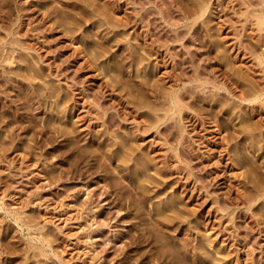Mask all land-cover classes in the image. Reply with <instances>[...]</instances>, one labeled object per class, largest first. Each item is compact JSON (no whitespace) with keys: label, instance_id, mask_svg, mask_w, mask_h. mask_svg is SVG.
Segmentation results:
<instances>
[{"label":"rangeland","instance_id":"374dc122","mask_svg":"<svg viewBox=\"0 0 264 264\" xmlns=\"http://www.w3.org/2000/svg\"><path fill=\"white\" fill-rule=\"evenodd\" d=\"M258 3L0 0V264H264Z\"/></svg>","mask_w":264,"mask_h":264},{"label":"bare ground","instance_id":"6f19581e","mask_svg":"<svg viewBox=\"0 0 264 264\" xmlns=\"http://www.w3.org/2000/svg\"><path fill=\"white\" fill-rule=\"evenodd\" d=\"M257 1V0H256ZM259 1V3H258V5L259 6H263L264 5V0H258ZM257 5V4H256ZM200 9H202V8H200ZM205 10L206 9H202V13L200 14L201 16L204 14V12H205ZM261 10H263V8L261 9ZM260 10V12H258V17H256L255 15V17L257 18V24L259 25H257V27H260V26H263L264 25V21H263V19H261V17L262 16H260L261 14L262 15H264V12H262ZM260 16V17H259ZM262 28V27H261ZM16 43V42H15ZM12 44V43H11ZM4 61V60H3ZM11 61H12V57H11ZM10 61V62H11ZM132 61L133 62H137V59L136 58H134L133 56H132ZM140 60H138V62H139ZM5 62H6V60H5ZM10 62H8V63H10ZM223 79H224V81H222V82H219L218 84H216V83H214L213 85H212V87L213 88H218V89H222V90H224V91H226V92H228V93H230L231 91H230V89H229V87H228V85H234L235 84V82L229 77V75L226 73V72H224L223 74ZM182 76V73H178L177 74V76H176V78H180ZM199 77H200V75L197 73V78L199 79ZM200 80V79H199ZM226 81V82H225ZM198 82V81H197ZM196 81H195V83H197ZM199 85V84H198ZM201 85V84H200ZM219 86V87H216V86ZM202 86V85H201ZM199 87V86H198ZM179 88H181V87H179ZM195 89H197V88H195ZM179 90H170V93L167 95V105H165V106H167V108L168 109H166V111H165V116H163L164 117V119L165 118H168V119H174V120H176L177 121V117H178V119H180V114H181V112H182V109L187 105H185L184 103H183V97H182V95L181 94H179ZM261 97V96H260ZM260 97H256L255 98V101H258V102H260ZM197 98V97H196ZM237 99L239 100V101H242V102H245L246 100L242 97V95L241 94H239V96H237ZM257 102V103H258ZM155 106V105H154ZM161 107V106H160ZM152 109V108H151ZM157 109V108H156ZM152 110H154V109H152ZM158 110V109H157ZM164 110V109H163ZM162 117V118H163ZM163 119V120H164ZM168 119H167V121H168ZM177 123V122H176ZM107 124V123H106ZM212 125L213 126H215V127H218V125L217 124H215V122H214V124H213V122H212ZM217 129V128H216ZM263 161L261 162V167L264 169V157H263V159H262ZM260 197H263L264 198V192L262 193V195L260 196ZM254 201H255V199H253ZM249 207V206H248Z\"/></svg>","mask_w":264,"mask_h":264}]
</instances>
